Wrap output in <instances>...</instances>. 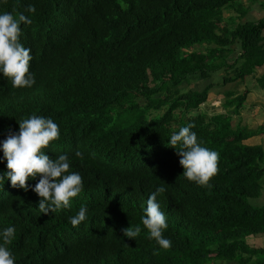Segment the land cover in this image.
Here are the masks:
<instances>
[{"label":"trees","instance_id":"16d2710c","mask_svg":"<svg viewBox=\"0 0 264 264\" xmlns=\"http://www.w3.org/2000/svg\"><path fill=\"white\" fill-rule=\"evenodd\" d=\"M241 1L0 0V13L32 20L21 26L20 42L33 47L29 70L35 79L31 88L13 89L0 73V141L9 131L19 133L18 122L32 107L59 126V138L44 149L49 158L69 134L109 157L104 171L83 184L81 204L57 213L41 214L34 191L12 192L0 183V231L14 227L24 247L38 255L40 249L55 251L61 264H264V249L243 237L249 225L226 221L249 207L246 198H257L264 184V149L247 142L258 130L229 116L246 107V94H224L228 113L197 111L216 70L226 66L232 82L264 65V18L242 21L251 8ZM29 5L35 13L27 11ZM223 20L226 28L219 27ZM229 36L242 51L235 61L219 50ZM195 80L203 82L201 91L189 89ZM258 81L263 87L264 75ZM188 124L195 125L191 130L202 146L219 154L209 186L182 176L180 157L168 143ZM87 156L84 173L91 168ZM234 172L245 182L239 197L233 194ZM160 186L166 189L157 197L167 217L163 235L172 243L153 255L159 246L147 239L141 217ZM81 205L89 213L82 229L73 231L69 217ZM136 225L141 234L129 240L122 229ZM259 229L264 223L253 231ZM79 236L85 237L79 240L84 250L61 248Z\"/></svg>","mask_w":264,"mask_h":264},{"label":"clouds","instance_id":"9594fccd","mask_svg":"<svg viewBox=\"0 0 264 264\" xmlns=\"http://www.w3.org/2000/svg\"><path fill=\"white\" fill-rule=\"evenodd\" d=\"M256 3L253 0H242V4L251 8V11L244 15L242 21L256 23L264 18V0ZM250 4H248V3ZM28 12L35 13L36 9L33 5H29ZM253 14H257L256 18H252ZM32 20L23 13L14 16L11 12L0 13V73L11 81L13 89L31 88L35 84L34 74L29 70L30 61L33 59V47L28 43L22 44L20 37L22 35V25H30ZM220 28H226V22L221 21ZM231 33L232 30H229ZM227 41L219 47L220 51H225L227 56L235 61L241 54L239 41L233 40L231 36ZM233 65V62H229ZM264 75V65L254 68L250 74L240 80L236 79L229 82V78H233V72L227 67H221L216 70L212 79L207 80L210 83L211 90L208 91L206 100L197 110L202 111L204 115L209 114L201 110L208 102L214 105L210 110L214 113H228L230 108L223 110L222 106L227 104L224 94L230 90L237 92L235 96L246 94L244 104L245 108L240 113L233 114V119L241 120V125L251 131L260 129L264 122L258 124L257 117L262 108H257L261 103V96L264 95V86L259 87V79ZM227 80L226 84H223ZM185 86V85H184ZM198 86V89H197ZM205 86L203 82L195 80V83L189 86L193 91H201ZM260 89V93L256 91ZM256 100V102H254ZM264 106V105H263ZM218 108V110H215ZM28 118L18 122L19 133L14 134L9 131L8 136H4V140L0 141V183L3 187L8 188L12 192H27L29 189L34 191L41 199L38 209L41 214L48 215L57 213L62 209H68L73 205H80L82 201L83 184L86 180L96 173L99 169L104 171L109 157L106 151H101L95 146L90 145V149L84 144L75 141L71 134L67 141H64L55 147V154L50 158L44 154V149L48 148L50 142L59 138V126L51 119L45 116V112L28 108ZM208 111V110H207ZM264 114V111H263ZM239 118V119H238ZM251 119V124L248 123ZM194 124H188L181 127L178 132H174L170 136L168 143L170 147L175 149L180 157L179 163L184 169L182 176L189 182H195L199 186H209L210 180L215 176L219 166V154L216 150H211L202 146L203 142H198L195 132L191 129ZM250 129H249V128ZM255 127V129H252ZM172 128V127H171ZM256 140L248 139L251 145L262 146L264 149V131L258 136H253ZM91 163V168L84 173L86 168V157ZM264 153V152H263ZM150 165L149 160H143ZM151 166V165H150ZM129 168L134 169V166ZM239 172V171H238ZM154 170L151 166V174ZM234 172L231 180L233 183V194L242 195L244 192L245 182ZM262 183L264 177L262 176ZM166 189L160 186L153 192L146 201V207L141 217L143 228L147 230V239L155 241L159 246L154 250L153 255H159V249L167 250L171 247V241L164 237L163 232L167 229V217L160 210V204L157 197L164 193ZM246 201L249 207L239 209L233 214L230 213L228 223L243 220L249 229H244L246 243L255 248L264 249V230L259 229L253 231L257 225L264 223V184L261 187L260 195L257 198L247 197ZM1 206V205H0ZM89 213V206L81 205L78 212L69 217L71 229L73 231L82 229L79 225L86 220ZM123 224L125 220L121 221ZM132 226V224H127ZM235 235L237 236V231ZM142 231L141 225L134 228L129 227L122 229L123 235L129 240H136ZM14 227H7L0 231V264H61L59 255L52 250L44 251L40 249L38 252L24 247L23 236H16ZM242 237V238H243ZM79 236L70 246H62L65 251H82L85 246L79 240L84 239ZM79 241V243H77ZM13 244L19 250H14ZM20 253V254H19ZM99 263V262H98ZM235 264V263H233Z\"/></svg>","mask_w":264,"mask_h":264},{"label":"rangeland","instance_id":"374dc122","mask_svg":"<svg viewBox=\"0 0 264 264\" xmlns=\"http://www.w3.org/2000/svg\"><path fill=\"white\" fill-rule=\"evenodd\" d=\"M257 93H260V89H258L257 91H256ZM261 103H263V105H264V95L263 96H261ZM213 104L211 103V101H208L202 108H201V110H204V111H206L209 115H211V111L210 110H212L213 109ZM208 110V111H207ZM215 110H218V108H216ZM201 114L203 113L202 111L200 112ZM234 114V113H233ZM230 117H231V119H232V121H234V119H233V117L231 116V115H229ZM239 119V118H238ZM248 123H252L251 122V119H248ZM234 124H236V123H234ZM249 128V127H248ZM250 129V128H249ZM252 129H255V127H252ZM264 131V125L260 128V129H258V136H260V134L262 133ZM250 140H256L255 138H251ZM248 142H250V141H248ZM263 169H264V164H263ZM264 176V175H263Z\"/></svg>","mask_w":264,"mask_h":264},{"label":"crops","instance_id":"0c3cea01","mask_svg":"<svg viewBox=\"0 0 264 264\" xmlns=\"http://www.w3.org/2000/svg\"><path fill=\"white\" fill-rule=\"evenodd\" d=\"M257 17V14H253L252 15V18H256ZM250 20V18H248L247 19V21H249ZM254 102H256V100L254 101ZM262 108L263 109V111H264V106L262 105V104H258L257 105V108ZM263 111H259L258 109H256V112H260V114L258 115V117H257V121H258V124H261V123H263L264 122V114H263Z\"/></svg>","mask_w":264,"mask_h":264}]
</instances>
